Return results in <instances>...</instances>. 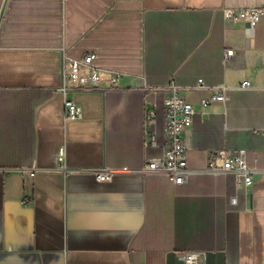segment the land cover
<instances>
[{"label": "crops", "instance_id": "1", "mask_svg": "<svg viewBox=\"0 0 264 264\" xmlns=\"http://www.w3.org/2000/svg\"><path fill=\"white\" fill-rule=\"evenodd\" d=\"M249 7L264 0H0V264H184L187 251L264 264V22L251 36L225 16ZM64 52L96 55L101 88L59 92ZM171 83L196 108L188 167L242 153L252 186L142 171L161 154L146 145L147 113L163 142ZM221 87L228 100L203 107ZM66 100L80 120H66Z\"/></svg>", "mask_w": 264, "mask_h": 264}, {"label": "built area", "instance_id": "2", "mask_svg": "<svg viewBox=\"0 0 264 264\" xmlns=\"http://www.w3.org/2000/svg\"><path fill=\"white\" fill-rule=\"evenodd\" d=\"M225 16L231 21L244 20L249 24L248 33L253 36L255 28L264 22V8H227ZM64 63L62 68L63 83L58 88L64 96L69 91H95L101 88V71L95 64L96 55L87 54L82 58H72L63 53ZM234 56V50H228L226 58ZM115 80V79H114ZM72 84V85H68ZM203 79L198 82V88L203 87ZM250 82L245 81L242 88H250ZM173 91V96L165 100V117L163 123L164 141L159 142V130L157 113L150 109L146 117V145L158 148L161 154L150 158L143 168V172H158L165 174L174 184L184 185L189 182L192 175L206 172L210 174H220L229 172L237 177L238 188L245 189L253 184V172L248 165L244 154L236 155L223 154L220 161L211 160L209 166L204 171L192 170L188 167L187 151L183 141L184 131L192 125L196 108L188 102L186 98L179 94L180 87L171 83L168 86ZM228 94L225 87L214 91L212 96L203 101V107L213 102H226ZM66 120H80L83 116L82 107L73 100L65 101ZM60 160L63 161L65 150L61 149ZM122 172L132 170L124 168ZM116 171L107 170L96 173V177L101 182L111 181ZM231 204L237 205L238 198L232 197ZM184 264H205V256L202 252H180L178 254Z\"/></svg>", "mask_w": 264, "mask_h": 264}]
</instances>
